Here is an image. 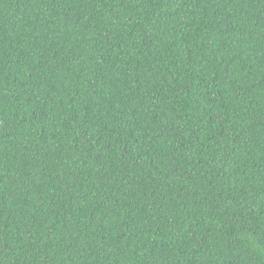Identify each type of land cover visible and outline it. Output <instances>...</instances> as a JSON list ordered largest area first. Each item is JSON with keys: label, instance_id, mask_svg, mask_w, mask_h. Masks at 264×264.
<instances>
[{"label": "trees", "instance_id": "16d2710c", "mask_svg": "<svg viewBox=\"0 0 264 264\" xmlns=\"http://www.w3.org/2000/svg\"><path fill=\"white\" fill-rule=\"evenodd\" d=\"M0 264H264V0H0Z\"/></svg>", "mask_w": 264, "mask_h": 264}]
</instances>
